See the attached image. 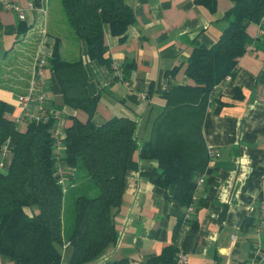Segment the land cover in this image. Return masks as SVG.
Listing matches in <instances>:
<instances>
[{"label": "crops", "instance_id": "0c3cea01", "mask_svg": "<svg viewBox=\"0 0 264 264\" xmlns=\"http://www.w3.org/2000/svg\"><path fill=\"white\" fill-rule=\"evenodd\" d=\"M13 1L25 16L0 6V102L20 128L31 120L26 114L59 113L64 131L72 116L86 119L87 114L64 103L51 67L55 37L48 30L57 18L55 0ZM126 1L135 21L124 37L106 28V56L112 64L88 58L87 89L99 95L93 121L129 116L137 121L142 144L165 104L159 91L192 82L187 74L192 50L219 38L235 1ZM247 31L250 41L234 75L217 85L209 100L203 134L214 155L189 212L173 198L175 184L163 187L146 174L158 161L140 158L137 152L139 166L127 171L123 203L115 217L118 239L88 264H171L181 250L188 254L189 264H264V23L253 21ZM41 54L47 62L38 86L46 97L42 107L37 97L26 106L20 95L29 91ZM113 62L119 63L120 76ZM4 144L0 158L6 168L15 140L8 138ZM184 212L186 219L180 223ZM63 253L60 263L50 264H70L67 244ZM0 264L20 263L0 252Z\"/></svg>", "mask_w": 264, "mask_h": 264}, {"label": "trees", "instance_id": "16d2710c", "mask_svg": "<svg viewBox=\"0 0 264 264\" xmlns=\"http://www.w3.org/2000/svg\"><path fill=\"white\" fill-rule=\"evenodd\" d=\"M234 1L219 38L192 50L187 64L192 82L159 91L164 107L153 120L150 138L140 144L137 121L129 116L93 121L99 95L87 89L86 60L112 64L106 28L124 37L135 21L132 6L126 0H55L57 18L48 30L55 37L51 67L64 103L82 109L87 118L72 116L58 154L54 115L32 119L23 129L0 102V147L8 138L15 140L11 163L0 169V252L20 264L60 263L67 244L70 264L96 259L118 239L115 217L127 171L139 166L137 152L158 161L146 173L154 183L175 184L173 198L183 206L193 203L198 179L212 160L203 134L210 97L234 75L250 41L247 28L264 14V0ZM59 165L66 171V186L59 181ZM185 219L184 212L179 222Z\"/></svg>", "mask_w": 264, "mask_h": 264}, {"label": "built area", "instance_id": "2783aa9c", "mask_svg": "<svg viewBox=\"0 0 264 264\" xmlns=\"http://www.w3.org/2000/svg\"><path fill=\"white\" fill-rule=\"evenodd\" d=\"M0 6H2L3 8L6 9H16L19 10L20 13V17H24L25 14L23 12V9L18 7L15 2L13 0H0ZM261 22L264 23V14L261 18ZM46 62H47V58L45 55L41 54L38 55L37 60H36V71L34 74V77L32 78L31 81V86L29 88V91L25 94H21L20 95V99L23 102L24 105L28 106V104L31 103V101H33V99L35 97H37V99L39 100V104L40 107H42V103L45 100V93L42 91V88L40 87V85L38 86V84H40L42 82V77L44 76L45 70H46ZM114 68L116 70V74L118 76H120L122 74L121 69L119 67V63L118 62H113ZM40 90V91H39ZM145 96V94H144ZM51 115H54L55 118L57 119L56 122V126L54 128V136H55V146H56V151L59 154L62 146H63V141L61 138V134H62V130H61V125H62V116L59 113H50ZM27 115V116H26ZM26 117H29L31 120L32 119H44L47 120L51 115L47 114V115H29L26 114ZM25 116H21L22 119H24ZM20 118V119H21ZM6 149V145L3 144L0 147V153H4ZM211 156L213 157L214 153L210 152ZM5 166V162L3 160V158H0V169H3V167ZM58 172H59V181L66 186V171L64 169V167L62 165H59L58 168ZM205 177L202 175L199 179H198V185L201 184L204 181ZM261 184L264 186V174L261 178ZM191 206H188V212L190 210ZM257 254L259 253L260 256L261 251L260 248L257 249ZM174 264H189V258H188V254L181 250L178 252L175 262Z\"/></svg>", "mask_w": 264, "mask_h": 264}]
</instances>
